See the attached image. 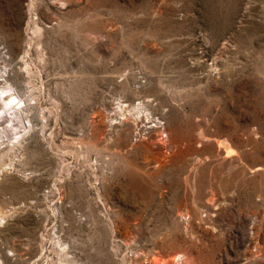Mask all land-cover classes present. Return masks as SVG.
Instances as JSON below:
<instances>
[{
  "label": "rangeland",
  "instance_id": "rangeland-1",
  "mask_svg": "<svg viewBox=\"0 0 264 264\" xmlns=\"http://www.w3.org/2000/svg\"><path fill=\"white\" fill-rule=\"evenodd\" d=\"M0 79V264H264V0H0Z\"/></svg>",
  "mask_w": 264,
  "mask_h": 264
},
{
  "label": "bare ground",
  "instance_id": "bare-ground-1",
  "mask_svg": "<svg viewBox=\"0 0 264 264\" xmlns=\"http://www.w3.org/2000/svg\"><path fill=\"white\" fill-rule=\"evenodd\" d=\"M22 102H23L22 98L19 97L15 91L11 90L10 88H7L6 86L0 87V146L3 143L9 145L10 143L16 140L20 141L19 139L21 138L23 132L20 127L16 126L17 124L15 125L14 121L15 120L21 121L22 119L24 121L26 120L25 118H27L25 116L26 108L24 107L25 105L22 104ZM182 256L183 254H177L174 257H166V255H164L163 253L157 252L153 256L151 262H154L155 264H171L170 262L174 263L176 262V259L179 260V258Z\"/></svg>",
  "mask_w": 264,
  "mask_h": 264
}]
</instances>
